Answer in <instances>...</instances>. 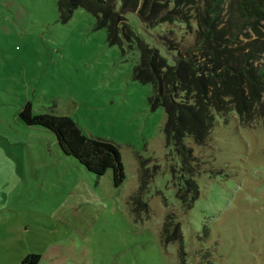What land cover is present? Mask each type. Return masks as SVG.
I'll list each match as a JSON object with an SVG mask.
<instances>
[{"label": "rangeland", "instance_id": "rangeland-1", "mask_svg": "<svg viewBox=\"0 0 264 264\" xmlns=\"http://www.w3.org/2000/svg\"><path fill=\"white\" fill-rule=\"evenodd\" d=\"M125 18L170 63L177 52L161 37L181 47L194 40L195 27L146 28L134 12ZM139 59L134 43L111 44L84 8L64 20L57 0H0V264L31 253L38 264H182L179 241L160 237L168 214L183 264H264V115L249 124L232 112L216 116L203 145L186 138L197 168L196 195L185 201L176 195L185 183L164 108L153 104L151 83L133 76ZM26 102L113 142L123 182L115 187L110 169L88 172L50 130L23 123Z\"/></svg>", "mask_w": 264, "mask_h": 264}, {"label": "trees", "instance_id": "trees-1", "mask_svg": "<svg viewBox=\"0 0 264 264\" xmlns=\"http://www.w3.org/2000/svg\"><path fill=\"white\" fill-rule=\"evenodd\" d=\"M57 7L64 20L75 8H84L94 15L98 27L106 29L111 44L126 39L129 45L137 46L140 59L133 76L151 83L153 104L164 108L167 142L181 162L185 190L183 187L176 195L183 199L189 194L195 196L192 174L197 165L192 164L194 156L186 138L203 145L216 116L226 119L232 112L241 123L249 124L264 115V0H57ZM130 12L136 13L146 28L177 23L189 30L195 27L194 40L181 47L174 39L161 37L168 51L177 52L170 63L128 24L125 16ZM249 30L257 37L250 39ZM240 35L249 40L242 43ZM18 116L26 125L50 130L60 150L88 172L101 176L110 169L113 185L118 187L123 182L124 166L113 142L87 136L67 115L35 114L30 102L23 105ZM145 173L139 169L140 187L146 183ZM129 198L140 202L138 193ZM160 237L166 245L179 241L178 256L183 264L180 230L169 214ZM40 258L36 253L27 254L20 264H38Z\"/></svg>", "mask_w": 264, "mask_h": 264}]
</instances>
